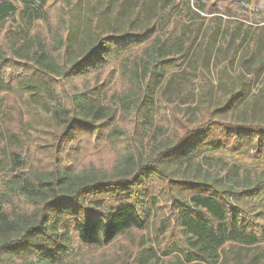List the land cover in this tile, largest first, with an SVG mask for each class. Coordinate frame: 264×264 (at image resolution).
I'll use <instances>...</instances> for the list:
<instances>
[{
  "label": "trees",
  "instance_id": "1",
  "mask_svg": "<svg viewBox=\"0 0 264 264\" xmlns=\"http://www.w3.org/2000/svg\"><path fill=\"white\" fill-rule=\"evenodd\" d=\"M255 28L264 0H0V264H264V169L218 156L264 158L253 79L217 53L216 101L197 53Z\"/></svg>",
  "mask_w": 264,
  "mask_h": 264
},
{
  "label": "rangeland",
  "instance_id": "2",
  "mask_svg": "<svg viewBox=\"0 0 264 264\" xmlns=\"http://www.w3.org/2000/svg\"><path fill=\"white\" fill-rule=\"evenodd\" d=\"M246 30V29H245ZM245 30L239 32L240 39L238 43L232 45L229 50H225V56H222L218 52L217 46L210 44V48L206 52H202V49L197 48V53L204 54V67L202 72L213 81L215 85L216 101L226 97L229 94V88H225L219 84L218 74L215 70L216 65V54L220 55V59L224 60L226 71L224 76L227 84L233 89L238 91L239 84L241 82L246 83L250 78L253 79L250 85L246 84L248 96L245 99L252 106V114L255 118L261 117L264 120V108L261 102L260 90L264 86V29L256 28L251 32L247 33ZM242 74V76H241ZM241 76V77H240ZM177 80L179 78H176ZM181 86L184 90V86L173 81L171 86L168 88V97L175 93L177 88ZM245 100H241L240 109H243L246 105ZM237 114L239 110H236ZM218 156L226 158L227 160L233 161L241 166H247L249 168H263L264 169V158L251 159L249 157L234 156L231 152L222 153L219 152ZM263 198V197H262ZM261 198V199H262Z\"/></svg>",
  "mask_w": 264,
  "mask_h": 264
}]
</instances>
